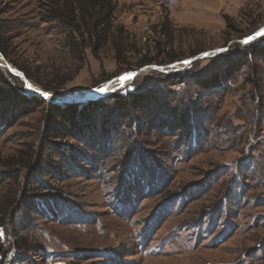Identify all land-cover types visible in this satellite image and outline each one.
Listing matches in <instances>:
<instances>
[{
  "label": "rangeland",
  "instance_id": "obj_1",
  "mask_svg": "<svg viewBox=\"0 0 264 264\" xmlns=\"http://www.w3.org/2000/svg\"><path fill=\"white\" fill-rule=\"evenodd\" d=\"M111 1L121 32L92 53L87 38L64 48L62 24L43 22L42 0H0V57L24 78L0 71L23 89L77 100L140 71L112 93L134 85L153 94L152 103L118 115L108 143L85 141V134L82 141L52 109L94 100L40 99L7 119L0 128V264H264V54L251 68L241 63V45L264 43V36L242 43L264 30V0ZM185 60L186 68L166 70ZM234 63L225 88L207 89L210 70ZM186 103L197 116L198 149L188 146L193 127L192 137L182 131L189 116L176 114ZM109 116L88 112L73 124H94L97 134ZM132 152L133 163L138 156L145 165L137 174L151 172L144 174L151 183L127 170Z\"/></svg>",
  "mask_w": 264,
  "mask_h": 264
},
{
  "label": "trees",
  "instance_id": "obj_2",
  "mask_svg": "<svg viewBox=\"0 0 264 264\" xmlns=\"http://www.w3.org/2000/svg\"><path fill=\"white\" fill-rule=\"evenodd\" d=\"M38 8L40 9V13L43 16V22L44 23H52V22H57L61 23V30L66 36V42L63 43V46L65 49L70 50L72 47V42L74 41V37H80L83 39L88 40L89 48L91 49L92 53H96L99 48L102 46V41L105 39L106 41H111L114 42L113 37H116L117 34H119L120 27L115 24V20L113 19V15L115 13V6H113L111 0H42V2L38 3ZM119 31V32H118ZM124 31V30H123ZM102 35V37H101ZM103 40L101 41V39ZM124 39V37H123ZM126 40V39H125ZM260 40V39H259ZM264 41V38H262ZM243 66H248L251 68L252 62H257L261 61L260 57L262 54H264V43L261 44L260 48L255 45H248V46H243ZM80 50V46L78 44V51ZM119 59V56L116 58ZM119 63V62H118ZM236 63V61H235ZM234 64H230V66H223L219 67L217 70L212 69L209 71V75H207V81L211 82L207 85V89H212L213 91H217L225 88L226 84L230 82L229 80L231 79L230 73L231 70L227 67H234ZM251 64V65H250ZM15 69H17L19 72L24 73V70L19 68L17 65L12 64ZM241 65V66H242ZM180 73V72H174V74ZM6 73H1L0 71V112L4 111L6 109V114L1 115L0 114V128H3L6 125L7 119L11 115H19V114H24L25 112L28 111V108L32 107H38L39 104H44L43 100H40L39 98H34V97H29L26 95L22 83H19L18 78ZM205 74V73H204ZM6 75V76H5ZM166 75V74H164ZM177 76V75H175ZM175 76L169 75V77H166L167 81H175ZM9 78V79H8ZM134 81L132 82V84ZM184 82H182L183 84ZM206 83V82H204ZM131 84V86H132ZM202 86L201 84H199ZM133 90L132 92L123 95L122 92H116L113 94H110L109 96H106L101 99H97L91 102H87V104L84 105L85 108H79L80 105H71L69 107L64 106H52L53 112L56 115V118L58 120H63L68 125L67 128H72L76 133H80L78 136L79 139L82 141L84 140V134L86 135L85 141H93V142H101L105 143L107 139L105 138L106 136V130L109 129L111 132H115V128L118 129L120 127V121L121 118L118 117L121 116V114L125 113L126 111H132L137 112L145 104H150V98L152 93L145 94L140 92L139 90L137 91L135 86H132ZM256 92V91H254ZM256 96V94H255ZM148 97V98H147ZM152 100V99H151ZM111 102L114 106H111L110 108H106L105 104ZM179 103V102H178ZM182 107L176 114H180V116H183V120L187 115L189 116L190 120V125L186 124L182 129L183 133H188L187 135L189 137L191 136L190 130L193 127V132L195 136V144L194 145H188L195 147L196 149L199 148L200 143L197 141V132L195 127H197V116L193 115V103H186V107H183V104H181ZM4 106V107H2ZM152 106V105H150ZM2 107V108H1ZM107 109V112L110 114L109 120L104 117V119H101L99 122V132L97 134H93L95 131V125H88L86 127H80L78 126V129L75 127L77 123L73 124L75 118L78 116L85 115L88 112H94V111H105ZM176 109V108H175ZM27 110V111H26ZM195 111V109H194ZM115 112L116 115L113 113ZM14 113V114H11ZM8 116V117H7ZM4 117V120H3ZM182 121V120H180ZM194 125V126H192ZM133 126V125H132ZM202 126L198 127V129L201 131ZM77 129V130H75ZM136 129V124L135 127H132V130ZM74 131H72L69 134H76ZM53 133V132H52ZM136 133V132H135ZM190 133V134H189ZM55 133H53L50 138H54ZM106 139V140H105ZM101 140V141H100ZM190 140V139H189ZM193 141V142H194ZM190 142V141H189ZM131 144V143H129ZM104 145V144H103ZM101 145V146H103ZM131 145H134L133 143ZM69 147L66 146H61V150H69ZM188 149V148H187ZM131 155L129 158H126L125 161L127 160L128 164V171H130L131 175L133 177H136L137 182H143L146 183L145 181H142L145 179L149 183H151L150 179H147L148 175L144 174H151V172L146 171L144 169V174L139 175L137 172L139 171L141 166L143 165L142 161L139 160V157L136 156L135 163H133L134 156L136 155L135 153H130ZM30 155H19V160H17L18 163H21L22 165L30 161V158H32ZM139 155V154H138ZM143 160L145 161H152L153 165L155 166L156 163L150 158V156H143ZM24 159V160H23ZM130 160V161H129ZM126 162V163H127ZM133 163V165H132ZM127 165V164H126ZM37 166V165H36ZM140 166V167H139ZM38 168H39V162H38ZM36 169V168H35ZM156 170H158L156 166ZM133 171V172H132ZM146 171V172H145ZM41 173V171H40ZM139 175V177H138ZM155 175L157 176L155 180H153V184H157L160 186L161 184V179H160V173L156 172ZM34 175L33 173L30 174V177L32 178ZM146 177V178H145ZM140 180V181H139ZM160 180V183H159ZM125 184V183H124ZM51 206H54L50 204ZM35 206L34 212H39L41 210V207L38 206V202H34ZM43 207V206H42ZM4 209L0 207V214H3Z\"/></svg>",
  "mask_w": 264,
  "mask_h": 264
},
{
  "label": "bare ground",
  "instance_id": "obj_3",
  "mask_svg": "<svg viewBox=\"0 0 264 264\" xmlns=\"http://www.w3.org/2000/svg\"><path fill=\"white\" fill-rule=\"evenodd\" d=\"M190 64V62L188 61H185V64L182 63L181 65L179 64H173V65H170L169 67L166 68V70H169V69H182V68H186V66H188ZM4 66H6V63L5 61H3V59L0 57V67L4 68ZM134 75H126V76H122L120 77L119 80H114V81H111L112 83L111 84H108L107 86L104 87V89L99 93V94H96L94 95L92 98H100V97H104L105 95L107 94H110L114 91H118L120 90V87H125L126 84L128 82H130L132 80ZM110 83V82H108ZM28 89L32 92H38V94L40 95V97L46 101L47 103L49 102H61V98H60V95L56 94L54 95L53 97L46 94V93H43L42 91L40 90H36L35 88L31 87L29 84H28ZM67 100V99H65ZM81 100L80 96H78V99L77 100H68V101H79Z\"/></svg>",
  "mask_w": 264,
  "mask_h": 264
},
{
  "label": "water",
  "instance_id": "obj_4",
  "mask_svg": "<svg viewBox=\"0 0 264 264\" xmlns=\"http://www.w3.org/2000/svg\"><path fill=\"white\" fill-rule=\"evenodd\" d=\"M261 36H264V30L256 32L255 34L251 35V37H249L248 39L242 41V43L244 45H247L248 43H251V41L256 40L257 38H259ZM3 61H5V60L3 59ZM185 61L190 62L189 60H185ZM5 63H6V66H4V68H2V67H0V68L8 70L11 74H14L15 76H19L20 78H24V76L22 74H20L16 69H14L12 66H10L6 61H5ZM175 64H179V63H175ZM139 72L140 71H137L135 73L132 72V73H128L127 74V75H134L133 78H132V80L129 82V84L136 78V76L139 74ZM24 89H25V91H27L26 92L27 95L36 97L37 99L38 98L39 99H42L39 94L38 95L37 94H34L30 90H28L26 84L24 85ZM102 90H103L102 88L97 89V90L96 89L88 90L85 94L80 95V98L81 97L82 98H81V100H79L77 102H79V103H85V102L90 101V100H97L99 98H92V97L94 95H96V94H99ZM130 92H131V90L130 91H124V92H122V94L125 95V94H128ZM108 95H110V94H108ZM108 95H105V96H108ZM104 97H100V98H104ZM71 102H74V101L62 100L61 102H51V104H55V103H57V104H71Z\"/></svg>",
  "mask_w": 264,
  "mask_h": 264
}]
</instances>
